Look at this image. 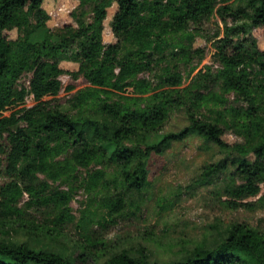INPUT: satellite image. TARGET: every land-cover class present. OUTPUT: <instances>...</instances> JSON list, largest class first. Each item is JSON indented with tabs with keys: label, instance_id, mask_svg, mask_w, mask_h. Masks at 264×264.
I'll use <instances>...</instances> for the list:
<instances>
[{
	"label": "trees",
	"instance_id": "trees-1",
	"mask_svg": "<svg viewBox=\"0 0 264 264\" xmlns=\"http://www.w3.org/2000/svg\"><path fill=\"white\" fill-rule=\"evenodd\" d=\"M44 1L0 0V175L5 178L0 182V226L22 219L25 194L27 208H47L49 217L54 215L53 227L40 224L53 238L76 222L71 205L78 189L91 194L90 202L100 197L103 213L96 221V211L84 210L76 222L82 241L72 252L0 238V264H99L101 259V264H264V232L244 222L229 224L215 243L196 242L167 260L153 259L144 248L135 253L110 243L106 235L108 221L125 210L123 194L147 185L152 154L192 135L227 152L203 173L208 182L229 178L223 193L232 207L261 193L264 50L254 38L242 42L236 37L245 32L238 24L242 20L264 28V0H240L237 6L232 0H79L73 13L77 25L47 29L41 41H33L39 29L48 28ZM113 3L116 42L106 43L104 23ZM214 14L224 21V35L217 34L216 40L221 66L216 72L206 66L186 86L179 64L166 69L163 84L140 77L165 57L171 35L184 36L173 56L186 65L201 61L204 49L193 47L188 29ZM14 29L15 39L6 33ZM64 60L78 63V69L64 70ZM66 72L91 84L74 92L69 110L45 98L60 94ZM27 74L28 86L21 83ZM28 96L35 100L32 106L25 105ZM9 106L15 109L7 115ZM181 108L188 124L163 132L171 112ZM227 132L234 143L224 139ZM49 181L70 187L63 190Z\"/></svg>",
	"mask_w": 264,
	"mask_h": 264
},
{
	"label": "rangeland",
	"instance_id": "rangeland-1",
	"mask_svg": "<svg viewBox=\"0 0 264 264\" xmlns=\"http://www.w3.org/2000/svg\"><path fill=\"white\" fill-rule=\"evenodd\" d=\"M232 3L237 6L242 2L232 0ZM79 4V0H45L43 6L50 16L48 28L39 29L33 35V41H41L47 29L56 32L58 27L65 24L77 25L73 13ZM116 10V3L108 8L103 32L106 43L116 42L112 29V20ZM238 24L244 26L245 32L236 38L242 42L248 38H254L259 48L264 50V28L254 27L248 20L239 21ZM188 31L194 34L193 47L204 49V57L201 61L196 58L186 65L179 61L177 56H173L176 43L184 36L171 35L164 46L165 57H159L154 64L153 71L144 72L140 77L150 79L154 85L163 84L162 74L167 68L179 64L184 75L183 86H186L197 72L201 69L205 70L206 66H211L216 72L221 67L215 58V52L217 34H220V37L224 35L222 18L214 14L200 27L190 25ZM6 33L13 39L18 35L16 29ZM61 67L64 70L73 71L78 69V63L64 60L61 62ZM30 78V74L23 76L21 83L28 86ZM61 79L63 89L60 94L56 97L47 96L45 98L69 110V101L74 92L91 84L83 76L75 79L68 72L64 73ZM69 86H73L74 89L70 90ZM128 93H132L131 88L128 89ZM228 97L230 103L235 105L234 95L231 94ZM34 103L33 96L26 98L25 105L32 106ZM14 109V106H9L4 113L8 115ZM170 116L163 132L178 131L188 124L184 108L174 109ZM224 139L230 144L236 141L231 132H227ZM226 153L218 145L206 142L197 135L174 142L164 153H153L149 160L147 185L141 191H127L123 194L127 200L123 214L106 224L108 242L118 243L120 247L135 253L144 248L153 259L167 260L177 258L182 250L190 248L196 242L206 240L209 243H215L219 241L222 230L233 222H244L264 232V183L261 185V193L258 196L244 199L237 208H234L227 202L228 196L223 193V188L229 178L223 176L222 179L208 182L203 173V168L208 163L218 161ZM94 168H100V166H94ZM40 178L45 179L46 177L41 175ZM0 182H5L2 175H0ZM49 182L54 187L63 190H68L70 187L65 182ZM120 190L121 188L116 191L113 189L112 192L118 193ZM90 198L91 194L84 188L78 189L75 193L71 206L76 222L87 208L97 212L96 221L101 218L102 200L96 197L90 202ZM27 200L28 195L25 194L20 205L26 211L22 219H17L6 226H0V238L10 236L17 240H25L36 248L47 246L55 250L64 249L70 252L77 250L80 240L82 241L77 223L65 225L63 234L59 238L50 237L40 228V224L53 227L54 215L49 217L47 208H27L25 205ZM94 226L98 227V222ZM74 243H76L75 246ZM103 262V259L98 261L99 264Z\"/></svg>",
	"mask_w": 264,
	"mask_h": 264
}]
</instances>
